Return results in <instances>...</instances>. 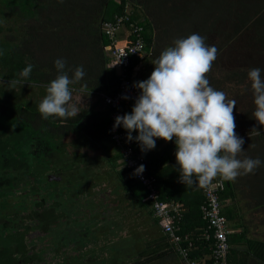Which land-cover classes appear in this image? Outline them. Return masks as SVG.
Returning <instances> with one entry per match:
<instances>
[{"label": "trees", "instance_id": "obj_1", "mask_svg": "<svg viewBox=\"0 0 264 264\" xmlns=\"http://www.w3.org/2000/svg\"><path fill=\"white\" fill-rule=\"evenodd\" d=\"M8 2L5 5L9 9L8 14L22 18L23 34L18 49L6 48L8 51L0 55V82L5 85L10 80L21 79L19 73L31 64L33 70L22 83L43 90L42 98L46 95V85L58 74L54 61L60 58L66 61V70L83 66L85 75L78 83L70 85L72 94L82 92L85 97L91 95L95 98L98 94H114L116 69L108 56L109 41L101 30L102 23L114 16H125L126 27L131 24L141 29L144 53L130 58L126 69L127 78L134 84V71L139 66L148 67L146 79L153 71L151 47L154 39L168 47L176 39L197 33L205 37V43L211 46L207 42L210 35L213 36L221 27L226 29L222 33L225 42L232 35L235 38L244 37L246 43L253 45L262 59L259 69L264 78V0ZM221 47L224 46H216L217 55ZM248 71L233 70L223 76V81L232 85L238 94H252ZM68 75L71 78L72 71ZM207 77L212 86V76ZM98 101L96 99L90 106L79 109L77 117L43 119L37 110L39 100L10 102L0 98V264H12L11 260L15 264H85L87 257L88 262L93 264H178L173 245L159 231L151 238L149 236L144 246L134 249L131 243L128 257L122 253L124 246L108 248L109 253L103 246L97 249L104 252V257L99 259L88 252L98 239L89 244V248L77 241L84 240V235L87 236L93 229L98 230L100 225L113 226L107 219L111 218L109 213L119 219L127 217L128 212H119L118 209L121 205L118 189L128 202L126 206L149 216L150 226L156 224L148 202L144 200L147 190L122 167L119 153L113 148L109 137L110 109L106 106L103 110L97 109ZM133 105L129 103L124 114H130ZM253 111L254 107L235 118L236 127L241 128L244 124L243 131L236 132L244 139V150L239 158H259L262 164L255 170H259L258 174L264 182V126L253 118ZM253 127L261 134L249 135ZM136 135L137 132L133 131L132 136ZM128 144L135 154L142 157L144 172L155 180L153 186L158 198L177 202L183 207L176 235L186 234L193 238L195 248L188 251V256L192 259L207 257L208 242L195 240L205 227L199 205L206 185L184 186L179 182L174 141L156 139L155 148L146 152L140 150L139 143L134 139ZM219 179L223 178L217 177L213 181ZM110 181H114V185L109 189ZM223 181L220 204L230 190ZM107 191L115 194L108 202ZM91 192H99L102 203L96 204L94 210L97 214L93 220L98 222L86 227L89 224L84 222L86 219L79 220L76 214L86 209L93 212ZM262 193L264 195V189ZM80 199L83 202L81 208V203L78 205ZM116 209L118 212H114ZM110 234V245L126 237H121L118 232ZM131 235L126 238L134 239ZM248 243L256 246L254 256L264 264V242ZM184 245L182 242L181 246ZM45 250L53 251L52 256H64L63 260L57 263L46 261L48 252L44 253ZM120 254L126 256L124 261L119 259Z\"/></svg>", "mask_w": 264, "mask_h": 264}, {"label": "clouds", "instance_id": "obj_2", "mask_svg": "<svg viewBox=\"0 0 264 264\" xmlns=\"http://www.w3.org/2000/svg\"><path fill=\"white\" fill-rule=\"evenodd\" d=\"M205 37L193 33L173 41L152 64L150 76L136 82L139 89L130 114L115 117L113 130L123 127L126 141L133 139L146 152L156 146V139L174 141L179 182L184 186H205L217 177L234 181L251 174L261 166L259 158H239L244 139L236 132L233 109L236 101L223 91L214 89L207 78L217 58L215 45H207ZM57 76L46 85V95L37 106L43 119L77 117L79 110L72 100L70 85L85 75L83 66L66 70L62 58L54 61ZM33 70L29 64L19 73L21 79L8 81L10 87L22 85ZM72 71L71 78L68 72ZM253 95V118L264 126V78L261 69L247 72ZM128 99L127 96L122 97ZM137 132L135 137L132 132ZM253 127L249 135H260ZM144 171V165L135 174Z\"/></svg>", "mask_w": 264, "mask_h": 264}, {"label": "built area", "instance_id": "obj_3", "mask_svg": "<svg viewBox=\"0 0 264 264\" xmlns=\"http://www.w3.org/2000/svg\"><path fill=\"white\" fill-rule=\"evenodd\" d=\"M125 22H127L125 16H114L110 21H105L101 25L102 33L109 41L108 56L117 75L114 94L112 96L98 94L102 105L110 109L109 137L114 144L113 148L119 153V162L122 167L126 168L128 174L132 175L136 182L147 190L144 200L148 202L151 217L158 224L161 234L167 236L168 242L173 245L178 264H226V256L229 251L227 241L229 231L226 219L221 213L219 201V194L224 190L223 179L211 181L202 190L203 200L199 205V212L205 227L195 240L208 242L209 254L205 258L192 259L188 256V251L195 248L193 238L186 234L176 235L178 222L184 212L183 207L177 202L160 200L155 192L153 186L155 180L152 176H148L144 171L135 174V169L142 165L143 159L133 152L126 141L127 134L123 127H116L113 130L115 117L124 115L126 106L129 103L134 104L139 95V89H136L134 83L127 78L126 69L130 58L143 54L145 50L141 29L133 27L131 24L126 27ZM120 32H122V38L117 39ZM128 37L131 40H128ZM124 96H127L128 99H123ZM182 242L185 243L184 246H181Z\"/></svg>", "mask_w": 264, "mask_h": 264}, {"label": "rangeland", "instance_id": "obj_4", "mask_svg": "<svg viewBox=\"0 0 264 264\" xmlns=\"http://www.w3.org/2000/svg\"><path fill=\"white\" fill-rule=\"evenodd\" d=\"M8 1L10 0H6V1L0 0V55L8 51L6 48H9V50L12 49L13 51L15 49H18V43L21 41L23 34L22 18L20 17V15L17 16L13 14L11 16L8 14L9 9L8 7L5 6L6 4L9 3ZM225 30L226 29H224L223 27L217 29L216 33L213 36L210 35L209 40L207 41L211 45L224 46L221 47L222 49L221 51H219L217 58L214 61V65H212L211 70L207 74V76L209 75L212 76L213 80L211 84H213L212 87L214 89L223 91L229 100L236 101V108L233 109V115L235 118L237 117L238 119V117H241L245 112L255 107L253 104V95L236 93L233 90L232 85L228 84V82L223 81V76L226 73H230L236 69H239L240 71H248L252 68H259L262 59L255 52L254 50L255 48L253 47V45L246 43L244 37L235 38V36L231 35L230 40L225 42L223 40V35H222L223 31ZM156 31L154 32L155 35H156ZM118 36L117 39H119ZM159 42L160 44H158L156 39H154V43L151 47L152 60H154L157 56H159V54L166 48L165 46H163V43H161L160 40ZM142 78H145V76ZM136 81L139 82V79H136L135 82ZM42 93H44L43 90L37 89V87L34 86H29V85L27 86L22 84L19 86L16 85L15 87H10L9 84L4 85L2 82H0V98L1 99L6 98L10 102L18 99H36L39 100L40 102L42 98ZM96 99L97 101L100 100L98 96L97 98L91 95L85 97L84 94L80 92V93L72 94V100L70 101V103L75 104L79 110L90 106L94 101H96ZM243 127L244 124L241 125V128L236 127L235 132L238 133L242 132ZM110 182L111 184L109 186V189L114 185V181H110ZM102 191H104L103 187H102ZM117 193H118V199L121 200V205L118 207L119 212L122 211L124 213L128 212L127 217L119 219L117 215H112L109 213L111 218H107V219L111 220L113 226L109 228L108 225H100L98 227V230L93 229L90 232H88L87 236L84 235L83 237L84 240L81 239L77 240L79 243L81 241V243L84 244L85 247L89 248L91 247L89 244L95 242V240L98 239L97 244L94 247H92V249H88V252H92L93 255H97L99 259L104 257V252L97 251V249L100 247L105 246V248L108 249L117 246H124L123 248L124 250L122 251V253H124L128 257L127 251L129 252V250L131 249L132 246L129 248V245L131 243L134 249H136V247L140 245L144 246L145 244L144 241L148 240L149 236L151 238L153 235L157 233V225L152 223L150 226V223L148 222L149 216H147L143 212L140 211L136 212L135 210L130 209L129 206H126L128 202L123 195L121 196L119 189L117 190ZM91 194L93 197L90 199V201L94 202L93 209H91L93 212L87 211L86 209L82 213L79 212L76 214L78 215L79 220L86 219L84 222L89 223L88 225H85L86 227L88 226L91 227L95 222L96 223L98 222L93 220L96 216L95 214H97V212H94V210L96 209V204L102 203L101 202L102 198L101 195H99V192H91ZM105 195L107 202L108 200H111L115 197V194L111 193L110 191H107ZM108 197L110 199H108ZM78 202L79 205L82 202V200L80 199L78 200ZM82 203L80 204V208L82 207ZM114 207L115 206H113L112 208ZM118 209H116L114 212H118L117 211ZM90 222H92V224ZM81 226H83V224H81ZM111 232H118V234L121 237L123 236L128 237L130 234H132L131 236L134 239L123 237L125 239H122V241H117L114 242V244L110 245ZM91 250H96V252ZM109 251L110 250L108 249V253ZM46 252H48V256L47 254L45 255V260L51 261V263L57 262L61 257V256L57 257L58 254L56 256H52L53 251L51 252V250H45L44 253ZM124 254L119 255V259L121 261H124V256H125ZM8 255H9V251H8ZM88 258L89 257L85 259V264L89 263ZM11 263L15 264L13 260H11Z\"/></svg>", "mask_w": 264, "mask_h": 264}, {"label": "crops", "instance_id": "obj_5", "mask_svg": "<svg viewBox=\"0 0 264 264\" xmlns=\"http://www.w3.org/2000/svg\"><path fill=\"white\" fill-rule=\"evenodd\" d=\"M120 34L119 39L122 38V32ZM147 70V66H139L134 71V79L145 80L142 77ZM96 108L103 110L106 107L99 102ZM258 173L259 170H255L234 181H226L230 189L229 195L221 201V212L229 231L226 264H262L254 256L256 246L248 243L264 242V182ZM156 225L157 232H160L157 223ZM175 260L178 261L177 256Z\"/></svg>", "mask_w": 264, "mask_h": 264}, {"label": "flooded vegetation", "instance_id": "obj_6", "mask_svg": "<svg viewBox=\"0 0 264 264\" xmlns=\"http://www.w3.org/2000/svg\"><path fill=\"white\" fill-rule=\"evenodd\" d=\"M64 257V256H63ZM63 257H62V255H61V257H60V259L58 260V262L60 261H62L63 260ZM89 260V259H88ZM57 263V262H56ZM59 264H64V263H59ZM88 264H93V263H88Z\"/></svg>", "mask_w": 264, "mask_h": 264}]
</instances>
